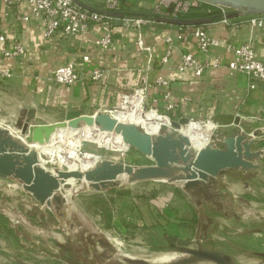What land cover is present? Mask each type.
<instances>
[{"label": "crops", "instance_id": "crops-1", "mask_svg": "<svg viewBox=\"0 0 264 264\" xmlns=\"http://www.w3.org/2000/svg\"><path fill=\"white\" fill-rule=\"evenodd\" d=\"M80 1L92 8L103 9L108 0ZM120 1V11L124 15L122 24L112 17L106 22L90 23L87 29L74 36L59 30L50 37L44 32V19L31 16L26 2L0 3V34L4 38L0 40V107L5 114L7 110L14 112L0 120V124L15 128L14 132L19 121L29 119L35 124L54 123L65 119L70 110H80L89 115L112 112L121 103L123 95L145 89L144 99L138 98L142 107L145 100L148 108H158L172 121L187 118L205 122L214 121L218 115L237 116L241 118L240 127L244 133L261 131L254 149L262 147L264 80L236 73L228 65L233 58L230 48L244 44L252 45L256 58L264 63V30L251 25L247 21L248 16L235 18L229 24L217 19L199 25L210 38L218 41L217 45L203 51L198 39L190 35L188 26L160 20L168 17L169 12V7L162 0ZM28 15L30 19L24 20ZM140 18L143 19L140 23L129 20ZM107 25L112 30V43L103 48L96 41L105 34ZM19 43L24 46L23 55L9 57L4 54ZM186 53H193L196 60L205 65L201 75L193 68H180ZM167 54L168 60L164 61ZM71 62L77 65L79 80L73 84L56 82L53 78L55 69ZM97 70L102 72V76L94 79L93 74ZM5 72L11 76H4ZM168 105L172 107L168 108ZM52 110L61 114L46 120L45 116ZM30 111L35 112V117L28 116ZM235 129L234 125L217 124L215 140L218 142L231 135ZM257 163V169L233 171L221 180L219 191L227 203L225 214L229 212L232 188L236 182L247 186L248 178L264 176V157ZM159 183L163 187H159L155 198L147 202L132 200L128 203L127 196L116 197L114 201L118 206L127 202L125 209L118 208V215L123 214L131 221L148 222L158 214H168L172 223L190 214V220L200 225L198 216L203 212L207 222H211L206 205L212 204L205 202L200 205L181 187ZM135 184L138 183L111 188H128ZM168 227L167 224L163 226L164 229Z\"/></svg>", "mask_w": 264, "mask_h": 264}, {"label": "rangeland", "instance_id": "rangeland-1", "mask_svg": "<svg viewBox=\"0 0 264 264\" xmlns=\"http://www.w3.org/2000/svg\"><path fill=\"white\" fill-rule=\"evenodd\" d=\"M145 111L150 109L145 106ZM4 112L0 107V120L14 113ZM57 114H61L60 111H49L45 119L51 120ZM164 130L165 126L161 132ZM215 133L216 130L210 140H215ZM86 140L79 147L82 156L92 152L99 159L137 165L153 162L127 144L122 151L116 152L109 141L101 145ZM43 158L46 166L58 168L57 163L49 161L50 155ZM253 177L247 179V186L235 183L228 214L214 205H206L211 222H207L202 212L198 216L200 225L190 220V214L172 223L168 214H158L148 222L131 221L123 214L118 215V208L125 209V206L116 205V197L127 196L128 203L132 200L147 202L155 198L159 187H163L159 182L101 191L83 188L69 195L67 218L61 221L14 180L0 178V263L172 264L187 256L180 251L182 248H197L201 244L206 249L230 254L236 264H264V176ZM166 224L168 229L163 228ZM174 238L189 244L183 246ZM165 255L171 258L159 259Z\"/></svg>", "mask_w": 264, "mask_h": 264}, {"label": "water", "instance_id": "water-1", "mask_svg": "<svg viewBox=\"0 0 264 264\" xmlns=\"http://www.w3.org/2000/svg\"><path fill=\"white\" fill-rule=\"evenodd\" d=\"M205 1L226 8L228 19L264 14V0ZM74 2L83 9L115 17L120 24L123 22L124 15L121 11L92 8L80 0ZM160 20L179 26H199L214 22L216 17H162ZM28 116L35 117V112L30 111ZM214 121L223 126L234 125L236 129L220 141L210 140L201 147L195 146L190 136L182 131L190 123L187 118L171 121L164 131L156 134L149 133L134 122L121 121L111 112L89 115L80 110H70L65 119L54 123L35 124L29 119L19 121L16 125L17 133L0 124V178L14 180L61 221L67 218L69 195L83 188L101 191L121 184L139 182H162L179 186L196 198L200 205L206 202L224 211L227 203L223 201L224 196L219 191L221 180L233 171L257 169V161L264 157V146L254 149L261 131L244 133L240 127V117L218 115ZM93 125L98 126L101 131L121 135L130 148L151 158L153 163L137 165L97 159L86 168L71 170L58 165V168L53 169L42 161L46 154L34 147L35 144L53 142L60 129L77 130ZM174 239L183 246L189 244L188 241ZM180 251L187 256L172 264H196L202 261L236 264L230 254L206 249L201 244L197 248L185 247Z\"/></svg>", "mask_w": 264, "mask_h": 264}, {"label": "built area", "instance_id": "built-area-1", "mask_svg": "<svg viewBox=\"0 0 264 264\" xmlns=\"http://www.w3.org/2000/svg\"><path fill=\"white\" fill-rule=\"evenodd\" d=\"M17 1L19 3L26 2L30 7V15L36 17H42L44 19V32L45 35L50 37L57 31L61 30L68 36H74L88 28L90 23L106 22L112 17L104 16L96 12H91L83 9L74 0H0V3L5 5H11ZM162 3L169 7L168 17H185L193 11L200 10L207 13L219 12L221 20L227 24L231 23L233 19H228L226 14L228 10L224 7L209 3L205 0H162ZM105 10L120 11V0H108L104 6ZM30 15L25 16L24 20H29ZM140 23L143 21L140 19H129ZM251 25L258 26L264 30V14H256L248 16L247 20ZM190 28V35L195 36L198 39L201 50L207 51L211 46L217 45V39L210 38L207 35L205 29L199 26H188ZM3 35L0 34V40H3ZM97 45L107 48L112 43V30L107 25L105 34L96 41ZM233 53V58L229 62V68L242 75H246L249 78L255 80H264V63L256 58V53L252 45L244 44L240 46H233L230 48ZM25 52L22 44H17L14 49L10 51H4V54L9 57H19ZM170 52H168L169 54ZM168 54L164 57V61L168 60ZM87 59V57H86ZM181 69L193 68L198 75H201L205 70V65L199 63L193 53H186L183 56V60L180 66ZM4 76L10 77L9 72H5ZM102 76V72L97 70L93 74L94 79H99ZM54 80L61 84H73L80 78L77 70V65L74 62L60 66L54 71ZM163 83L165 81L161 80ZM145 89H140L132 94L123 95L121 103L113 111L122 109L123 102L127 101L131 97L143 98ZM131 105V103H130ZM144 100V110H145ZM172 105H168L171 108ZM150 111H156L162 116L171 120L169 115L161 113L156 107H150ZM172 121V120H171ZM145 129L143 125H140ZM166 124H163L161 128ZM161 128L159 131H161ZM146 130V129H145ZM147 131V130H146Z\"/></svg>", "mask_w": 264, "mask_h": 264}, {"label": "bare ground", "instance_id": "bare-ground-1", "mask_svg": "<svg viewBox=\"0 0 264 264\" xmlns=\"http://www.w3.org/2000/svg\"><path fill=\"white\" fill-rule=\"evenodd\" d=\"M121 108L111 113L121 121H130L138 125H140L139 123L143 124L145 129L152 134L158 133L163 124L168 125L171 122L169 118L162 116L156 111L146 112L144 107L139 105L138 98L135 97L123 102ZM215 128H217V124L213 121H190L187 126L182 128V131L190 136L195 146L201 147L209 142L208 140H210ZM11 129L13 131L15 128L11 127ZM14 132L17 131L14 130ZM89 139L101 145H107V141H109L113 146L112 149L116 152L122 151L125 148V144H127L121 135L114 132L101 131L98 126L93 125L83 126L77 130L60 129L53 142L45 145L35 144L34 147L40 152L50 155V162L57 163L61 167L66 165L67 168L76 170L89 167L95 160L99 159L96 153L88 152L83 156L79 154V147L82 142L84 140L89 141ZM42 161L46 162L44 159ZM170 258L171 256L165 255L159 259L167 260Z\"/></svg>", "mask_w": 264, "mask_h": 264}, {"label": "trees", "instance_id": "trees-1", "mask_svg": "<svg viewBox=\"0 0 264 264\" xmlns=\"http://www.w3.org/2000/svg\"><path fill=\"white\" fill-rule=\"evenodd\" d=\"M196 11H200V10H196ZM206 15L215 16L216 20L221 18V15L219 14V12L207 13V12H204V11H201V12H194L193 11L190 14L186 15L185 17H187V16H189V17L190 16H206ZM124 203H123V205L126 207L127 202H124Z\"/></svg>", "mask_w": 264, "mask_h": 264}]
</instances>
